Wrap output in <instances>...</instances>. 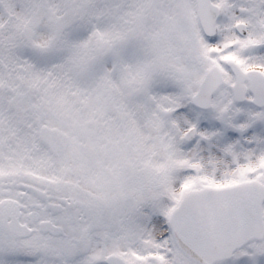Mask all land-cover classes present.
Segmentation results:
<instances>
[{"label":"snow or ice","instance_id":"1","mask_svg":"<svg viewBox=\"0 0 264 264\" xmlns=\"http://www.w3.org/2000/svg\"><path fill=\"white\" fill-rule=\"evenodd\" d=\"M0 264H264V0H0Z\"/></svg>","mask_w":264,"mask_h":264}]
</instances>
